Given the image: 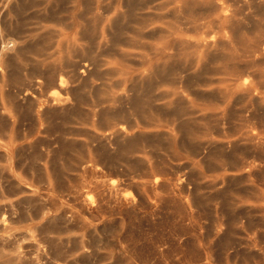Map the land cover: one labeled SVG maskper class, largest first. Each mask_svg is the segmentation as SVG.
Here are the masks:
<instances>
[{"label":"rangeland","instance_id":"374dc122","mask_svg":"<svg viewBox=\"0 0 264 264\" xmlns=\"http://www.w3.org/2000/svg\"><path fill=\"white\" fill-rule=\"evenodd\" d=\"M1 37L0 264H264V0H0Z\"/></svg>","mask_w":264,"mask_h":264},{"label":"bare ground","instance_id":"6f19581e","mask_svg":"<svg viewBox=\"0 0 264 264\" xmlns=\"http://www.w3.org/2000/svg\"><path fill=\"white\" fill-rule=\"evenodd\" d=\"M12 42V43H11ZM16 42H17V40H16ZM15 42V40L13 41V39H12V41L11 40H7V39H3L2 37L0 38V45H1V47H0V61L3 63V65H4V67H5V65L7 64V62L8 61H10V60H8L9 59V57H11V55H13V56H17V58H18V54L22 51L19 47H18V45H17V43ZM21 50V51H20ZM24 52V51H23ZM23 54V53H22ZM20 57H21V55H20ZM6 63V64H5ZM9 63V62H8ZM56 70V69H55ZM83 71V70H82ZM4 72V71H3ZM1 73V72H0ZM5 73V72H4ZM2 75V74H1ZM5 74H3V76H4ZM0 79H1V76H0ZM67 80V79H66ZM2 81V80H1ZM3 85V84H2ZM35 85H37L39 88H40V86H42V85H45V86H47V88L49 87V88H51V90H50V92H49V94H46V96L45 97H43V100H41V101H43V104L44 105H46V106H50L51 107V105H62L63 103H65L66 101H68V96H69V94H70V89H69V87L66 85V81H65V79L62 77V76H60V75H57L56 74V71L54 72V71H50L49 73H48V77H47V75L45 74H43V75H39V76H37V78H36V81H35ZM43 87V86H42ZM37 88V87H36ZM9 96V95H8ZM40 100H38V101H40ZM37 101V102H38ZM13 102V101H12ZM40 108V107H39ZM40 112V111H39ZM41 113V112H40ZM39 114V113H38ZM10 115V114H9ZM39 116V115H38ZM1 126L2 125H0V129H1ZM120 131H119V133H124L125 131L123 130V128L122 129H119ZM117 133V132H116ZM115 133V134H116ZM123 135V134H122ZM8 159H10V158H8ZM2 192H3V190H2ZM2 192H0V194H2ZM23 205V204H22ZM25 205H23V206H21L20 208V210H22L21 212H23L25 215H30L29 214V212H31L30 210H31V208H28V206L26 207H24ZM36 208V207H35ZM39 211H41V210H39ZM39 211L36 213V215L39 213ZM42 212V211H41ZM19 213V212H18ZM42 215V214H41ZM59 229V228H58ZM59 231V230H58ZM44 232L46 233V234H49V236H50V234H54V233H58L57 231H56V226L54 227V226H50L49 228H45L44 229ZM43 232V233H44ZM42 233V232H41ZM44 235V234H43ZM48 237V236H47ZM52 238V237H51ZM52 243H51V240H50V242H47L46 244H47V246H48V248H49V250L51 249L52 250V259H53V261L55 260V259H57L58 258V256H59V248H58V246H56V244H55V238L53 237V239H52ZM48 250V249H47ZM46 252V251H45ZM61 253V252H60ZM15 263V262H14Z\"/></svg>","mask_w":264,"mask_h":264}]
</instances>
